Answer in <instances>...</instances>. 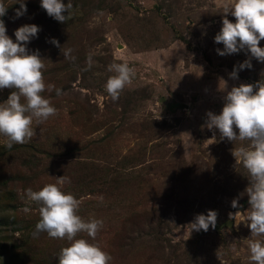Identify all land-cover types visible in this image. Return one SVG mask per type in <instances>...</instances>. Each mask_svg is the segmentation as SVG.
Returning a JSON list of instances; mask_svg holds the SVG:
<instances>
[{"label":"rangeland","instance_id":"374dc122","mask_svg":"<svg viewBox=\"0 0 264 264\" xmlns=\"http://www.w3.org/2000/svg\"><path fill=\"white\" fill-rule=\"evenodd\" d=\"M4 2L0 19L14 42L23 25L41 29L27 48L39 51L45 83L63 94L43 93L58 113L33 123L31 142L9 149L0 136V264H59L69 242L33 238L39 206L24 193L63 175L71 180L63 190L81 200L78 214L103 220L94 241L77 238L98 243L110 264H252L243 243L251 235L243 222L248 173L232 155L240 142L221 141L204 126L232 87L264 80V63L254 58L251 69L230 78L250 58L247 50L217 54L224 46L214 37L232 0H72L65 23L49 17L41 0H25L20 18L16 0ZM52 39L73 49L75 63ZM112 63L136 73L116 101L105 89ZM11 91L0 90V103ZM214 133L217 142L205 144ZM210 210L218 213L216 228L189 234L187 225ZM237 211L236 224L229 215Z\"/></svg>","mask_w":264,"mask_h":264},{"label":"clouds","instance_id":"9594fccd","mask_svg":"<svg viewBox=\"0 0 264 264\" xmlns=\"http://www.w3.org/2000/svg\"><path fill=\"white\" fill-rule=\"evenodd\" d=\"M17 3L19 9L15 11V18H20L27 13V7L25 0H16ZM40 7L49 17L61 23L72 17V0H68L67 5L62 0H41ZM8 8L4 0H0V18L6 15ZM64 13L68 15L65 16ZM229 13L235 18V23L226 18ZM224 14L222 28L214 37L216 44L224 46L223 50L216 49L217 54L232 55L242 50L250 53V58L239 64L238 69L234 67L230 74V78L237 79L238 70L252 68V58L264 63V48L259 46L264 40V0H232ZM40 30L34 24L23 25L14 31V42L6 34L4 20L0 19V90H12L7 99L0 103V136L5 138V146L9 149L14 144L31 142L36 136L34 122L39 126L57 115L58 109L43 93L55 90L57 97L63 94L62 89L45 83V64L39 51L30 52L27 48L32 39L37 38ZM49 42L60 48L65 60L75 63L72 48H61L56 39ZM86 63L89 68L94 63L91 54ZM108 71L114 75L108 78L105 89L112 100L116 101L125 87L132 83L135 69L128 63H112L108 66ZM206 117L204 126L209 130H218L221 141L226 138L233 144L240 142L232 150V155L236 164H241L247 171L249 180L245 189L249 207L243 214V222L251 235L243 243L248 246L252 264H264V80L232 87L224 97L221 113L217 115L209 111ZM216 142L214 133L205 144ZM52 178L55 183L45 184L38 191L27 188L24 193L28 201L39 206L40 219L32 233L33 238L46 233L49 238L68 241V246L60 250L59 264H110L112 256L98 243L77 238L83 233L94 241L103 228V220L94 216L88 220L82 218L78 214L81 200L63 190L65 185L71 183L70 178L65 175ZM99 199L103 201L102 196ZM232 207H238L237 200L232 201ZM23 211L28 213L31 209L25 207ZM240 215L241 212L237 211L234 215L230 214L229 218L236 221V217ZM217 216L218 213L211 210L207 215H196L187 225L189 234L201 230L206 233L210 226L215 229Z\"/></svg>","mask_w":264,"mask_h":264}]
</instances>
